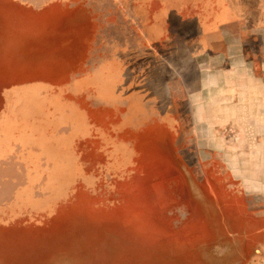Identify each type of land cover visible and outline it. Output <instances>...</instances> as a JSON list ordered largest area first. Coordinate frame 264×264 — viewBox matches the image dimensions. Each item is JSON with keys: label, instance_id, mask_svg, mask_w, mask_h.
Instances as JSON below:
<instances>
[{"label": "rangeland", "instance_id": "rangeland-1", "mask_svg": "<svg viewBox=\"0 0 264 264\" xmlns=\"http://www.w3.org/2000/svg\"><path fill=\"white\" fill-rule=\"evenodd\" d=\"M232 54L264 0H0V264H264V128L186 94Z\"/></svg>", "mask_w": 264, "mask_h": 264}, {"label": "crops", "instance_id": "crops-1", "mask_svg": "<svg viewBox=\"0 0 264 264\" xmlns=\"http://www.w3.org/2000/svg\"><path fill=\"white\" fill-rule=\"evenodd\" d=\"M201 58H196V67L192 70L198 73L200 86L186 88L194 109L202 113L207 109L225 110L227 124L236 125L241 121L243 127L264 128V72L251 69V62L244 55L225 57L233 66L228 71L212 69ZM204 58L208 59L206 55ZM222 78L227 80L225 85L219 81Z\"/></svg>", "mask_w": 264, "mask_h": 264}]
</instances>
